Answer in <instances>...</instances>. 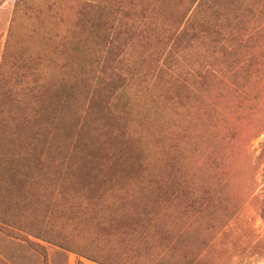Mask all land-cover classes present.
Segmentation results:
<instances>
[{
    "label": "trees",
    "instance_id": "trees-1",
    "mask_svg": "<svg viewBox=\"0 0 264 264\" xmlns=\"http://www.w3.org/2000/svg\"><path fill=\"white\" fill-rule=\"evenodd\" d=\"M183 4L201 10L159 33L136 0L80 1L72 20L40 17L41 27L10 33L0 66V225L9 233L76 253L92 230L115 229L153 253L169 207L187 202L206 168L202 138L241 61L232 31L229 49L221 45V0Z\"/></svg>",
    "mask_w": 264,
    "mask_h": 264
},
{
    "label": "rangeland",
    "instance_id": "rangeland-1",
    "mask_svg": "<svg viewBox=\"0 0 264 264\" xmlns=\"http://www.w3.org/2000/svg\"><path fill=\"white\" fill-rule=\"evenodd\" d=\"M80 1L85 0H0V66L10 60V33L39 28L37 22L45 17L72 20ZM136 1L148 21L157 20L151 29L158 33L177 14L185 20L201 10L184 6L185 0ZM220 6L225 30L221 45L229 49V31L243 41L237 43V77L230 83L232 91L227 90L229 83L223 87L218 125H207L208 134L202 138L206 168L197 171V184L181 196L187 202L176 199L169 207L162 219L168 233L157 234L153 253L115 229L106 235L92 230L87 240L78 242L75 253L34 236L13 235L0 225V264H264V0H221ZM227 17L240 22L229 26ZM171 46L170 41L165 44V53ZM224 56L221 51L223 66ZM171 247L178 252L166 260Z\"/></svg>",
    "mask_w": 264,
    "mask_h": 264
}]
</instances>
